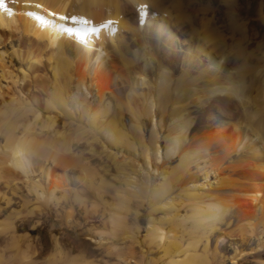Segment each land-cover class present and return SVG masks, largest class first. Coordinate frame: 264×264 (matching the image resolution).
Returning a JSON list of instances; mask_svg holds the SVG:
<instances>
[{
    "label": "bare ground",
    "instance_id": "6f19581e",
    "mask_svg": "<svg viewBox=\"0 0 264 264\" xmlns=\"http://www.w3.org/2000/svg\"><path fill=\"white\" fill-rule=\"evenodd\" d=\"M233 5L226 40L211 25L213 12L199 29L189 23L187 33L181 12L172 16L163 0H0V28L10 30L4 34L11 38V52L0 47V83L7 82V91H0V202L11 204V184L30 170L39 171L47 184L46 191L32 185L38 202L23 200L14 220L0 224V236L26 224L46 226L52 208L72 223L73 204L83 212L87 207L71 184L78 170L76 180L99 201L112 195V236L120 231L139 245L136 222L145 208L143 238L158 246L161 256L148 258L141 246L140 264H205L198 248L208 255L209 239L220 231L238 235L242 244L256 237L250 252L264 264V45L256 33L235 38L240 16ZM257 12L264 24L261 6ZM249 41L258 56L248 52ZM151 62L155 87L142 106L131 103L134 86L147 84ZM202 128L206 141L191 142L193 131ZM81 142L90 153L97 144L110 166L94 171L78 151ZM169 158L179 164L168 167ZM109 167L114 183L105 178ZM158 170L162 178L156 183ZM130 210L136 221L131 230L125 221ZM157 212L162 215L155 218ZM54 232L51 228L53 254L39 239L20 262L93 264L66 254L63 238ZM89 236L102 246L100 233ZM184 237L186 254L176 259ZM245 252L236 251L232 264L252 256ZM115 254L125 264L136 260L134 251L120 245Z\"/></svg>",
    "mask_w": 264,
    "mask_h": 264
},
{
    "label": "rangeland",
    "instance_id": "374dc122",
    "mask_svg": "<svg viewBox=\"0 0 264 264\" xmlns=\"http://www.w3.org/2000/svg\"><path fill=\"white\" fill-rule=\"evenodd\" d=\"M228 1L229 2L231 1L232 3L230 2V4H228ZM163 2H164L166 9L168 10V12L172 14V16H175L178 11L181 12V15H182L181 22L185 23L184 30L187 33H189L191 30L189 23H191L195 28L199 29L201 24L207 18H209L211 16V13L213 12V20H211V25L214 28H217V30L221 34H223V37L226 38V40L231 38L230 31L228 29V23H229L228 9H229V5L235 4L234 9L236 10V14L240 16V17H237V19H235L236 22H238L237 23L238 27H240L237 29L238 32L236 31L237 33L236 32L234 33L236 34V36L234 35L235 38L236 37L238 38L239 35H241V33L245 31H246L245 35L247 39L251 38L253 33H256L257 40L260 41V44L264 45V24L260 21L259 14L257 12V10L259 9V6H261L262 11H264V0H210V1L208 0H180V4H176L175 2H173V0H163ZM241 26L243 27V29H241L242 28ZM239 29H241V31ZM9 31L10 30L8 29L0 28V43H1L0 47L2 49L1 51H6L8 53L11 52L9 48L10 46L9 43L11 42V38H9V41H7L6 39L8 35L4 33L5 32L9 33ZM252 43L253 42L249 41L247 45L248 46L247 48L249 50L248 52H254V55L256 53L255 56L253 55L254 57H256L258 56L257 55L258 52L256 51L257 49L255 45ZM253 56L249 57L250 62H255V58ZM15 63H16V67L19 66V62L17 58L15 59ZM155 73H156V64L154 62H151V65L148 66L146 69V80L145 81L147 84L142 86L139 83L134 86V91L131 95V103L134 102V104L136 103L139 106H142V102L144 101L145 96H147L151 92V90H153V88L155 87ZM178 75H179V72L176 73V76ZM6 83L7 82L0 83V91L1 90L7 91ZM126 94L127 92H120V96H122L123 98L126 97ZM39 97L41 98V96ZM191 111L194 112L195 109H192ZM124 122L126 125H129L131 124V119H129V117L127 118L126 116V118L124 119ZM165 122H167V118ZM145 123H146L145 133L147 136H149L150 134L149 132L152 129V125L149 123L148 119L145 120ZM57 125L59 127L61 125V122L57 121ZM74 130H76V126H74V128L72 127V131ZM196 131H199V130L193 131V133L197 135L193 137V134H192V136L190 137V140L192 139L191 142H195L197 145H201L202 143L206 141L203 135V132H205V129L202 128L200 129L199 132H196ZM93 147H94L93 149H94L95 154L90 153L89 147H87V145H85L84 142H81V144L78 145V151H80L86 158L88 157L90 164H91V168L94 169V171L100 170L101 169L100 167L110 166L108 162L104 161L106 159L103 154H100L101 150L97 146V144H93ZM103 157H104V160H103ZM169 159L170 160H169L168 167L173 168L179 164L177 158H169ZM229 165L230 164L226 163L224 167L229 166ZM110 170L112 171L110 172ZM113 170L114 169L112 167H109V173L105 174V178H107V181L109 183H114L112 176H114L116 173ZM77 171L74 170L73 172L75 179H73L74 181H72L71 184L75 186V187L72 186V188L74 187V189L86 201V206H87L85 210L86 212L85 211L83 212L82 211L83 209L79 207L77 204H73L74 212L72 214L74 215H72L73 220L71 221L72 223H70L68 221L66 222V218L63 214V211L61 212V210L56 209V208L50 209L49 207L48 209H50V213L49 215L46 216L47 218L46 226L37 227L38 229L37 228L32 229L31 228L32 226H30L29 224H26L25 226L18 227V229L15 228L16 230L8 229L10 232L6 231L4 236L3 235L0 236V256H1L0 258H2L0 264H23L20 262L21 254L25 252L26 250H28L26 249L27 247L30 248L32 247V245H35V243L39 239H41L44 242V244H46V247H47L46 253L53 254L54 253L53 244L51 243V234H50L51 228L55 231L54 232L55 237H59L60 240H62L61 238H63L62 242H63L64 247L63 246L62 247L64 249V252L65 253L67 252L66 254H68L71 257H75L78 260H80L79 258L83 256L84 259L92 262L93 264H125L121 259L115 256L116 255L115 250L117 248L119 249V245L120 247H122V249H131L132 251H134V254H135L134 257L136 260L135 261L131 260L130 263L128 262L129 264H140L141 263V257L139 255V250L141 246L143 247L145 255L148 258L150 257V258L157 259L158 257L161 256L160 255L161 250H159L160 248L158 246L149 245L148 240L147 239L144 240L143 238L144 232H142L141 230L143 229L144 226H146V219H144V217L146 216L147 212L145 208H141L140 218L137 220V222L134 221V217H133L134 212L132 210H130L127 213V216L125 218L126 224L128 225L127 228L129 230L133 229L134 227L133 225L135 222L140 228L139 234L134 235V237L136 238L135 240L136 242L137 241L139 242V243L137 242L139 245L134 243L133 240L123 239L124 236L122 235V233H120V231L118 232V236H115V237L112 236L110 234L111 228L108 222L109 213L114 212V208L112 206L114 204V199H112L113 198L112 195L105 194L106 196L104 195L103 197L104 201L103 202L99 201L98 197L93 196L94 193H92L91 190L86 189V187L83 186V184L79 182V180H76L77 176L80 175L79 172ZM194 171L195 170L193 168L192 172ZM162 172L165 173L166 171L163 170ZM23 177H24L23 179L21 178L22 180H18L17 182L11 184L10 189L14 191V193L12 194L13 196L11 195L10 191L7 192V195L11 197V204L7 206L5 205V203L0 202V224L2 225H5L7 221L8 222H11V220L13 221L15 218V215L19 211H22L21 205H22L23 200L26 199L27 201H29L30 205L36 204L38 202L37 196L34 193V190H32V187L34 185L38 186L39 190L46 191L47 184H45V180H43V177L41 179L39 171L36 173H32L30 170V172L27 175V178L26 176H23ZM153 177H155L154 180L156 183L160 182L162 178L161 170L153 172ZM108 178H111V179H108ZM73 182H76V183H73ZM177 193L178 192H176L175 194ZM131 205L133 204L131 203ZM161 215L162 213L157 212L154 214V217L158 218ZM223 229L224 228H222V230ZM13 231H15L13 235L14 238L11 239V236H12L11 234H13L12 233ZM97 233H100L101 237L104 238V240H102V246L100 248L96 246L97 243L94 240L90 239V236H89V234H97ZM184 238H185L184 242H182L181 249L179 250L180 252L182 251L181 252L182 255L180 253L179 254L180 257H178V255L173 253V256L174 255L177 256L176 259H184V256L186 254V253L183 254V251L186 248H188L186 247L187 241H185L187 237H184ZM112 240L115 242H113ZM263 241H264V237H263ZM116 242H118L119 244ZM115 244H117L115 246L116 247L115 250L112 247L110 248V245L114 247ZM256 244H257L256 237L252 238L249 244H242L241 240L236 234H234L233 236H227L226 234H223L221 231L214 232L209 239L208 255L201 253L202 247L198 248V250L200 249V251H198V254L199 255L201 254V259L204 262H206L205 264L207 263L208 264H232V263H235L231 259L234 256V253L236 251L238 252V251L244 250L246 251L245 252L246 254H251L250 249L255 248ZM251 255L252 256L250 258H247V261H241V258L243 256L239 258V261H241L240 264H257L258 262L257 260L259 259L258 258L259 256L257 254H251ZM205 256H207V259H203ZM45 258H47V256ZM48 259H52V258L50 257ZM22 261H26V260H22ZM41 261L43 262V260ZM55 262L53 263L54 264H64L65 263L64 261L63 262L57 261L56 263ZM67 263L68 262H66V264ZM68 264H72V263H68ZM152 264H157V262L156 263L153 262ZM162 264H166V262Z\"/></svg>",
    "mask_w": 264,
    "mask_h": 264
}]
</instances>
